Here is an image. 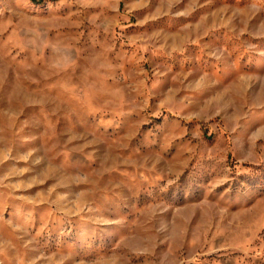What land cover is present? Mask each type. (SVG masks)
<instances>
[{"label": "rangeland", "instance_id": "374dc122", "mask_svg": "<svg viewBox=\"0 0 264 264\" xmlns=\"http://www.w3.org/2000/svg\"><path fill=\"white\" fill-rule=\"evenodd\" d=\"M0 264H264V0H0Z\"/></svg>", "mask_w": 264, "mask_h": 264}, {"label": "trees", "instance_id": "16d2710c", "mask_svg": "<svg viewBox=\"0 0 264 264\" xmlns=\"http://www.w3.org/2000/svg\"><path fill=\"white\" fill-rule=\"evenodd\" d=\"M35 1V0H34ZM43 2L46 1V0H42Z\"/></svg>", "mask_w": 264, "mask_h": 264}]
</instances>
